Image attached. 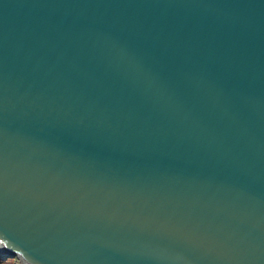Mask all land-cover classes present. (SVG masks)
I'll return each instance as SVG.
<instances>
[{
    "label": "water",
    "instance_id": "95a60500",
    "mask_svg": "<svg viewBox=\"0 0 264 264\" xmlns=\"http://www.w3.org/2000/svg\"><path fill=\"white\" fill-rule=\"evenodd\" d=\"M0 255L264 264V0H0Z\"/></svg>",
    "mask_w": 264,
    "mask_h": 264
},
{
    "label": "rangeland",
    "instance_id": "374dc122",
    "mask_svg": "<svg viewBox=\"0 0 264 264\" xmlns=\"http://www.w3.org/2000/svg\"><path fill=\"white\" fill-rule=\"evenodd\" d=\"M0 263L2 264H18V262L15 259L9 258V257H3L0 255Z\"/></svg>",
    "mask_w": 264,
    "mask_h": 264
},
{
    "label": "crops",
    "instance_id": "0c3cea01",
    "mask_svg": "<svg viewBox=\"0 0 264 264\" xmlns=\"http://www.w3.org/2000/svg\"><path fill=\"white\" fill-rule=\"evenodd\" d=\"M1 264V263H0ZM3 264V263H2Z\"/></svg>",
    "mask_w": 264,
    "mask_h": 264
},
{
    "label": "trees",
    "instance_id": "16d2710c",
    "mask_svg": "<svg viewBox=\"0 0 264 264\" xmlns=\"http://www.w3.org/2000/svg\"><path fill=\"white\" fill-rule=\"evenodd\" d=\"M4 257V256H3Z\"/></svg>",
    "mask_w": 264,
    "mask_h": 264
}]
</instances>
